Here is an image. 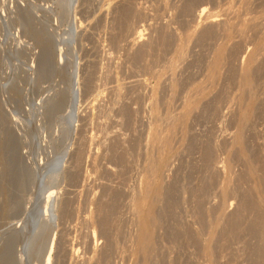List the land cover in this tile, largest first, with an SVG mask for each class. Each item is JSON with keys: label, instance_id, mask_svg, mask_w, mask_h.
Returning a JSON list of instances; mask_svg holds the SVG:
<instances>
[{"label": "rangeland", "instance_id": "374dc122", "mask_svg": "<svg viewBox=\"0 0 264 264\" xmlns=\"http://www.w3.org/2000/svg\"><path fill=\"white\" fill-rule=\"evenodd\" d=\"M263 222L264 0H0V264H264Z\"/></svg>", "mask_w": 264, "mask_h": 264}, {"label": "bare ground", "instance_id": "6f19581e", "mask_svg": "<svg viewBox=\"0 0 264 264\" xmlns=\"http://www.w3.org/2000/svg\"><path fill=\"white\" fill-rule=\"evenodd\" d=\"M201 10V9H200ZM206 11V8L204 7V8H202V12H203V14H204V12ZM142 30V29H141ZM140 32H138V34H139ZM143 34V33H142ZM139 36H141V34L139 35ZM140 38V37H139ZM137 39V38H136ZM137 57V56H136ZM135 57V58H136ZM77 66V64H76V61H74V70H77V69H75V67ZM247 69V68H246ZM248 71V70H247ZM75 72V71H74ZM76 72H78V71H76ZM73 75V92H72V94L75 92V81L77 80V74H72ZM79 79V78H78ZM78 81V80H77ZM74 95V94H73ZM72 95V96H73ZM60 97V96H59ZM63 97V96H62ZM76 97V96H75ZM75 97H73V98H75ZM57 101V100H56ZM59 101V100H58ZM73 104L71 105V108H70V119L72 118L73 119V117L75 118V107H74V99H73ZM64 103V102H63ZM60 104V103H59ZM51 106H55V105H51ZM57 107L59 108V106L57 105ZM42 108V107H41ZM49 108V107H48ZM53 110V109H52ZM46 111V110H45ZM57 111V110H56ZM125 111V110H124ZM41 112H42V110H41ZM43 113V112H42ZM52 113V112H51ZM51 113H49V114H51ZM46 114V113H45ZM48 117V116H47ZM51 117V116H50ZM69 119V118H68ZM70 121V120H69ZM73 126V125H72ZM118 133V132H117ZM110 134V133H109ZM106 135V134H105ZM105 135L103 136V137H105ZM113 135V134H112ZM119 135V134H118ZM107 136H109V135H107ZM106 136V137H107ZM108 138H110V137H108ZM114 138V137H113ZM240 138V137H239ZM242 138V137H241ZM94 139V138H93ZM101 139V138H100ZM99 139V140H100ZM111 139V138H110ZM109 139V140H110ZM119 139V138H118ZM105 140V139H104ZM107 140V139H106ZM112 140V139H111ZM115 140V139H114ZM122 140V139H121ZM125 140V139H124ZM97 141V140H96ZM95 141V142H96ZM120 141V140H119ZM123 141V140H122ZM121 141V142H122ZM149 141H151V140H149ZM238 141H239V143H241L242 142V140H240V139H238ZM93 142V141H92ZM101 142H103V141H101ZM101 142L99 143V145H101ZM105 142V141H104ZM103 142V143H104ZM118 142V141H117ZM163 142V141H162ZM110 143H112V142H110ZM110 143H106V144H110ZM165 143V142H164ZM94 144V143H93ZM97 144H98V142H97ZM105 144V145H106ZM148 144H150V142L148 143ZM242 144V143H241ZM240 144V145H241ZM95 145V144H94ZM93 145V146H94ZM117 145V144H116ZM161 145H163V143L161 144ZM165 145H166V143H165ZM165 145H163V147H165ZM91 146V145H90ZM115 146V145H114ZM120 146V145H119ZM239 146V145H238ZM92 147V146H91ZM116 147H118V146H116ZM94 148V147H93ZM112 149H113V146L111 147ZM109 149H110V147H109ZM108 149V150H109ZM114 150V149H113ZM112 150V151H113ZM90 151H92V150H90ZM104 151H106V150H104ZM109 151H111V150H109ZM114 151H116V150H114ZM84 153V152H83ZM86 153V152H85ZM107 153V152H106ZM112 153V152H111ZM206 153V152H205ZM207 154V153H206ZM82 156V155H81ZM99 156V155H98ZM114 156V155H113ZM66 157V154H65V152H64V154L61 156V158H59V163L61 164V162H64L63 160H64V158ZM92 157V156H91ZM115 158H117L116 156H115ZM79 159V158H78ZM60 164H59V166H60ZM63 164V163H62ZM62 167H63V165H62ZM216 167V166H215ZM60 168H61V166H60ZM221 168V167H220ZM60 170V169H59ZM163 172V171H162ZM164 173V172H163ZM149 182V181H148ZM104 183V182H103ZM83 185V184H82ZM81 185V186H82ZM103 185V184H102ZM104 186V185H103ZM162 186V185H161ZM98 187V186H97ZM106 187H107V185H106ZM105 188V187H104ZM154 188H156L155 187V185L154 184H149V185H147L146 186V188L144 189V190H142L140 193H141V195H146V197H147V195H149L151 192H152V190L154 189ZM84 190V189H83ZM82 190V191H83ZM106 190V189H105ZM108 190V189H107ZM140 190V189H139ZM105 192V191H104ZM107 195V194H106ZM155 195V197L154 198H156V195L157 194H154ZM163 196V195H162ZM112 197V196H111ZM158 197V196H157ZM161 197V196H160ZM108 198V197H107ZM137 198V197H136ZM157 199V198H156ZM153 200H155V199H153ZM111 201V200H110ZM103 202V201H102ZM105 202V201H104ZM112 202H114V201H112ZM157 202H158V200H157ZM107 203V202H106ZM153 205L154 204H152V206L150 207V208H148V211L147 212H145L144 213V210L143 209H141V207H139V208H137L138 210H137V212H139L140 213V215H141V220H142V225H141V228H142V231H143V234H144V236L145 237H148V239H150L151 238V236H152V234H153V230H152V226H153V222L154 221H156L158 218L156 217L157 215H154L153 213H152V211H153ZM143 206V205H142ZM245 206H247V205H245ZM102 208H104L103 206H101ZM106 207V206H105ZM107 208V207H106ZM109 210H111V209H108V211ZM98 211V210H97ZM107 211V210H106ZM113 211V210H112ZM65 212V211H64ZM75 212V211H74ZM69 213H70V211H69ZM106 213V212H105ZM109 214V213H108ZM138 214V213H137ZM66 215H68V214H66ZM74 215H75V213H74ZM102 215V214H101ZM105 215V214H104ZM65 216V215H64ZM76 216H77V214H76ZM109 216V215H108ZM110 218V217H109ZM107 219H104L103 221V223H106L107 221H106ZM259 220V219H258ZM236 222V221H235ZM257 222V221H256ZM239 223V222H238ZM258 223V222H257ZM261 223V222H260ZM110 224V223H109ZM237 224V223H236ZM252 224H254V223H252ZM256 224V223H255ZM263 224H264V222H263ZM105 225V224H104ZM103 225V226H104ZM237 226V225H236ZM107 227H108V225H107ZM252 227V226H251ZM259 227V226H258ZM260 227H261V225H260ZM103 228V227H102ZM253 228V227H252ZM105 230H106V228H104ZM256 229V228H255ZM258 229V228H257ZM260 230V229H259ZM262 230H263V228H262ZM261 230V231H262ZM250 231V230H249ZM264 231V230H263ZM260 233V232H259ZM105 234H106V232H105ZM111 234V233H110ZM261 235H262V233H261ZM110 236V235H109ZM255 236V235H254ZM107 237V236H106ZM259 238V237H258ZM264 238V237H263ZM108 239V238H107ZM111 239H112V237H111ZM110 239V240H111ZM113 241V240H112ZM263 243V242H262ZM68 245V244H67ZM73 245V244H72ZM107 245H109L108 243H107ZM111 246V245H110ZM112 246H113V244H112ZM112 246L110 247V248H112ZM76 247V246H75ZM107 247V246H106ZM72 248H73V246H72ZM210 248V247H209ZM70 249V248H69ZM76 249V248H75ZM78 250V249H77ZM109 250V249H108ZM112 250V249H111ZM67 251V250H66ZM72 251H75L74 249H72ZM79 251V250H78ZM204 251H205V249H204ZM69 252H71V251H69ZM77 252V251H76ZM104 252H105V250H104ZM111 251H109V253H110ZM208 252H210V251H208ZM260 252V251H259ZM66 253V252H65ZM263 253H264V251H263ZM57 254H58V252H57ZM67 254V253H66ZM108 254V253H107ZM206 254V253H205ZM62 255V254H61ZM69 255H70V253H69ZM68 255V256H69ZM78 255V254H77ZM207 255V254H206ZM262 255V254H261ZM58 256V255H57ZM64 256V255H63ZM107 256V255H106ZM108 256H110V255H108ZM262 256H264V255H262ZM76 257V256H75ZM104 257H105V255H104ZM104 257H103V259H104ZM72 258V257H71ZM73 259V258H72ZM102 259V260H103ZM262 259V258H261ZM260 259V260H261ZM61 260V259H60ZM74 260V259H73ZM108 260H109V257H108ZM107 259H106V261H108ZM64 263V262H63ZM97 263V262H96ZM106 263V262H105ZM256 263V262H255Z\"/></svg>", "mask_w": 264, "mask_h": 264}]
</instances>
